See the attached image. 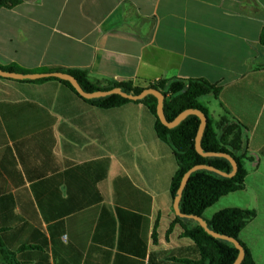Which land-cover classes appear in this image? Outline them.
Returning <instances> with one entry per match:
<instances>
[{
  "label": "crops",
  "instance_id": "1",
  "mask_svg": "<svg viewBox=\"0 0 264 264\" xmlns=\"http://www.w3.org/2000/svg\"><path fill=\"white\" fill-rule=\"evenodd\" d=\"M263 29L264 0H22L0 10V66L85 71L103 87H218L199 101L239 126L247 175L202 218L254 211L242 233L264 215ZM154 126L143 104L103 110L56 81L0 78V264L200 262L176 223L177 165Z\"/></svg>",
  "mask_w": 264,
  "mask_h": 264
},
{
  "label": "trees",
  "instance_id": "2",
  "mask_svg": "<svg viewBox=\"0 0 264 264\" xmlns=\"http://www.w3.org/2000/svg\"><path fill=\"white\" fill-rule=\"evenodd\" d=\"M21 3L22 0H0V10L12 9ZM260 43L264 45V29L260 35ZM0 69L6 72L22 74L50 72L48 70L26 71L16 66H0ZM63 73L74 77L82 90L87 93L108 91L115 88L120 89L127 95H138L145 89L160 91L165 97L163 114L168 122L173 121L185 110H198L205 115L207 125L201 139V148L205 152L223 153L231 156L236 161L238 169L231 178L222 177L206 170L193 172L182 191L179 202L181 213L202 217V214L218 202L220 198L244 189V180L247 172L243 164L246 157L242 154L238 155L241 153L242 145L239 126L224 118L218 122L213 121L209 117L207 109L199 101L200 98L205 96L217 97L220 89L215 85L204 79H175L159 81L145 88L134 86L130 82L107 83L103 87L98 82H91L85 71L76 70ZM46 81L59 82L90 106L103 110L118 108L128 103L143 104L155 119L154 130L157 138L171 147L176 161L177 171L172 178L170 186L172 200L176 195L183 176L191 168L205 165L224 173H230L232 170L230 163L226 159L202 157L196 152L195 137L200 124L196 116H189L177 127L168 129L157 118V99L153 96H147L137 102L129 101L117 95L87 100L80 97L67 81L51 78L27 82L41 83ZM254 218V211L229 208L217 212L211 220L206 221V225L208 230L239 242L245 252V257L241 264H255L248 248L239 240L241 231ZM190 221L176 217V223H179L183 229V236L191 239L199 251L200 262L195 264H233L235 262L238 257V251L234 245L224 240L210 237L198 225L193 228L189 227Z\"/></svg>",
  "mask_w": 264,
  "mask_h": 264
},
{
  "label": "water",
  "instance_id": "3",
  "mask_svg": "<svg viewBox=\"0 0 264 264\" xmlns=\"http://www.w3.org/2000/svg\"><path fill=\"white\" fill-rule=\"evenodd\" d=\"M0 78L16 80V81H36V80H41V79L54 78V79H58V80H62V81H67L68 83H70V85L74 88V90L77 92V94L80 97H82L83 99H87V100L100 99V98H105V97L111 96V95H117V96L125 98L129 101L137 102V101H141L142 99H144L147 96H153L157 99V106H156L157 118L160 121V123L168 129H173V128L177 127L185 118H187L189 116H196L200 121L199 128H198V131H197V134L195 137V150H196V152L199 155H201L202 157L226 159L230 163L232 170L230 173H224V172H221V171H219V170H217L211 166H205V165L204 166H195V167L191 168L189 171H187L185 173V175L183 176V178L181 180L179 188H178L176 195L173 199V209H174V212L177 215V217H179L180 219H187V220H191V221L195 222L210 237L220 239V240H224V241L234 245V247L238 251V257L233 264H241L242 263V261L244 260V257H245V252H244L243 247L239 244L238 241H236L232 238H228V237L223 236V235H219L217 233H214V232L208 230L207 225H206V220H204L202 217H197V216H193V215H185V214L181 213V211L179 209V202L181 199L182 191H183L184 187L186 186L190 175L193 172H196L199 170H206V171H209L211 173H215L217 175H220L222 177L231 178L236 174L237 169H238L236 161L231 156H229L227 154H223V153L205 152L201 148V139H202L205 127L207 125V119L202 112H200L198 110H192V109L191 110H185L182 113H180L173 121L168 122V121H166L164 114H163V102H164L165 97L160 91H157L154 89H145L138 95H127V94H124L120 89L115 88V89H111L108 91H97V92H93V93H87V92H84L82 90V88L79 86V84L77 83V81L74 77H72L69 74L63 73V72L22 74V73L6 72V71H3L0 69Z\"/></svg>",
  "mask_w": 264,
  "mask_h": 264
},
{
  "label": "rangeland",
  "instance_id": "4",
  "mask_svg": "<svg viewBox=\"0 0 264 264\" xmlns=\"http://www.w3.org/2000/svg\"><path fill=\"white\" fill-rule=\"evenodd\" d=\"M215 208L213 209H216ZM255 224L242 232L239 240L253 253L257 264H264V215L255 220Z\"/></svg>",
  "mask_w": 264,
  "mask_h": 264
}]
</instances>
